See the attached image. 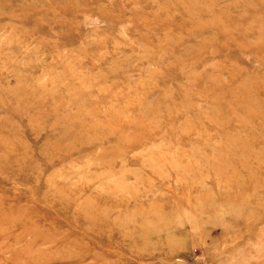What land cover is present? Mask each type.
Listing matches in <instances>:
<instances>
[{
    "label": "rangeland",
    "instance_id": "1",
    "mask_svg": "<svg viewBox=\"0 0 264 264\" xmlns=\"http://www.w3.org/2000/svg\"><path fill=\"white\" fill-rule=\"evenodd\" d=\"M0 264H264V0H0Z\"/></svg>",
    "mask_w": 264,
    "mask_h": 264
},
{
    "label": "bare ground",
    "instance_id": "2",
    "mask_svg": "<svg viewBox=\"0 0 264 264\" xmlns=\"http://www.w3.org/2000/svg\"><path fill=\"white\" fill-rule=\"evenodd\" d=\"M240 187H242V186H240Z\"/></svg>",
    "mask_w": 264,
    "mask_h": 264
}]
</instances>
